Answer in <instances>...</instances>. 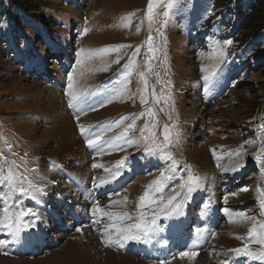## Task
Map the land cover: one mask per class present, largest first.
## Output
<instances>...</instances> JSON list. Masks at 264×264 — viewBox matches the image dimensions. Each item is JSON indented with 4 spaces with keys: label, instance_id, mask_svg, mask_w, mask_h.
<instances>
[{
    "label": "rangeland",
    "instance_id": "rangeland-1",
    "mask_svg": "<svg viewBox=\"0 0 264 264\" xmlns=\"http://www.w3.org/2000/svg\"><path fill=\"white\" fill-rule=\"evenodd\" d=\"M33 2L35 8L28 11L11 8L6 0H0V174L6 176L11 169L18 184L27 188L31 181L46 191L47 194L40 196L43 205L39 200L41 192L35 193V199L29 197L22 202V206L31 205L37 211V218L48 215V208L60 210V204L55 202L58 189L67 191L61 193L67 199L73 198L71 207L81 210L84 216L81 227L61 232L59 238L53 237V244L47 242L38 251L23 256L20 253L22 258L8 253L14 249L7 246L1 232L0 264H9L8 259L18 257L22 264H121L122 257L130 260L128 264L147 261L152 264L259 263L251 257L246 262L245 258L228 259V255L233 256L234 249L246 244L252 252L264 250L248 236L253 223L264 222V155L257 158L264 148L261 127L264 125V32L235 48L233 38L241 31L242 23L236 11L232 14L230 10H217L215 0H153L151 14L147 8L149 0ZM124 23L128 26H123ZM85 29H88L86 33ZM118 45L125 47L117 48ZM221 50L222 56L218 55ZM61 73L63 80L66 77L67 91L63 81V85H57ZM205 76L209 77L207 81ZM107 87L114 89L107 93ZM53 88H61L66 110L76 108L83 98L99 99L98 102L102 99L100 104H89V108L81 111L86 115L81 119L86 121L84 124L110 122L109 132L98 124L102 131L98 130L95 135L119 139L122 143L112 148L109 142L104 149L97 146L90 151L81 141L79 148L69 143L57 148L61 134L42 138L43 129L55 122V119L45 122L46 118L41 116L47 113L44 101ZM69 91L80 96L72 107L68 103ZM106 98L110 101H105ZM190 108L192 113L187 112ZM69 115L74 123L80 122V117L75 119L80 114ZM21 120L34 124L33 137L22 135ZM165 125L169 129L167 143L164 142ZM84 127L86 132L90 129ZM79 131L77 127L76 132ZM129 139L133 140L131 145L126 142ZM153 139L156 145H162L160 152L147 155L145 144H151ZM65 149L70 151L67 155ZM106 150H110L107 154L112 153L111 157H102ZM125 157L119 169L121 174L113 179L116 161ZM50 161L69 169L74 181L80 178V186L66 188L65 179L58 174L55 177V170L47 165ZM172 167L173 172L166 171ZM127 171L129 174L125 176ZM162 171L172 179L165 182L163 193L154 195L157 198L162 195L166 203L169 197L181 193L173 201V206L181 203L175 213L185 218L180 230L188 240L195 233L202 241L189 247L187 240L175 251L168 247V254L153 261L144 253L131 251V240L116 236L115 229L108 227L114 221L103 213H129L131 220L115 222L126 227L136 223L139 212L143 211L149 222L155 216L157 231L168 234L167 219L174 215L171 206L160 211L163 203L158 200L138 208V198ZM189 171L201 180L199 187L185 199L187 189H181L180 184L187 180ZM102 179L110 182L101 185ZM4 184L2 196L11 191V186ZM94 189L99 191L95 199ZM198 191L201 193L196 196ZM206 195L218 205L216 220L220 222L211 229L200 221L195 203L184 206L193 196L199 205ZM125 196L126 202L112 203L123 201ZM23 197L28 196L17 191L10 203ZM32 200L40 202L39 205H33ZM2 203L0 209L4 207ZM97 205L102 212L94 213ZM227 213L230 218L223 219ZM196 214L198 223L194 222ZM24 219L28 221L30 216ZM39 221L36 220L35 226L41 228V233L44 229L47 234L53 233L55 223L42 227ZM134 233L140 236L138 229L123 235L134 236ZM29 234L32 233L27 238ZM109 235L113 240L120 239V243L106 246L102 241ZM171 245L173 248L174 244ZM181 252L196 255L182 258Z\"/></svg>",
    "mask_w": 264,
    "mask_h": 264
},
{
    "label": "snow or ice",
    "instance_id": "snow-or-ice-1",
    "mask_svg": "<svg viewBox=\"0 0 264 264\" xmlns=\"http://www.w3.org/2000/svg\"><path fill=\"white\" fill-rule=\"evenodd\" d=\"M154 4H153V0H149L148 3V13L151 14L152 10H153ZM132 15V14H129ZM165 16L168 15V13L164 14ZM122 19H127V18H122ZM130 23V21H129ZM123 26L127 27L128 23H124ZM85 33L88 31V29L84 30ZM151 39V38H149ZM227 43H231L230 41H228ZM117 48L119 47H125L124 45H118L116 46ZM83 50H81L82 52ZM104 52L108 51V49H104L102 50ZM139 51V49L137 48V52ZM80 55V53L78 52V56ZM218 55L222 56L223 52L222 50L218 52ZM118 62V61H117ZM79 63V61H78ZM202 71H204V69H202ZM213 75L215 73H212ZM141 77L143 78L144 74L141 73L140 74ZM205 81H207L209 79L208 76L204 77ZM68 80H69V89L71 90L73 85L71 83V81L73 80L72 75L70 74L68 76ZM147 87V82L145 81V90ZM68 95L71 97L68 101L69 106L72 107L74 105V103L76 101H78L80 99V96L77 95L75 92L69 91ZM142 102H146V100L142 99ZM141 115H143V113H141ZM171 118V117H169ZM122 119H127V117H123ZM119 122H117V126H118ZM80 127V131L82 134H84L86 132V129L83 125H79ZM129 127H134V125H129ZM147 127V125L145 126ZM262 128H264V125H261ZM142 135H143V131H142ZM148 137H145V140H147ZM101 140V137L99 135H97L95 138L93 139H88L87 140V144L89 147H93L94 145H96L97 143H99ZM169 141V129L168 126L165 125L164 126V142L167 143ZM129 144H132L133 141L132 140H127L126 141ZM161 146L160 145H156L155 141L153 139L151 144H145V152L147 155H156L157 151L160 150ZM236 155H239V153H236ZM260 155H264V148L261 149L260 154H258V159L260 157ZM169 159H171V156L168 157ZM127 158H123L121 160L116 161V171L114 173H112V178L115 179L116 177H118L121 173L119 171V169L121 167H123L125 160ZM173 165H175V161L173 160ZM93 167H99V165H93ZM262 167H264V165H262ZM167 172H173L174 171V167L169 168L166 170ZM0 173H2V169H0ZM172 179L171 175H166L165 172H161L160 176L151 181L145 188L144 193L138 198L140 201V204L138 205V208H143L146 205H151L154 203H157L158 200L159 202L163 203V196H159L158 198L154 195V194H158V193H163L165 187H166V181H169ZM200 180L201 178L197 175H194L191 171H189L188 176H187V180L184 181L183 183L180 184L181 189H184L186 187L187 191L184 194L185 199L187 198V194L192 193L193 191H195L200 184ZM7 182L10 186H11V191L5 195V196H0V201H3L4 207L2 209H0V230L6 229L8 231V233L13 237L16 238L19 236V233L27 227H31L34 225L35 221L34 220H28L25 221V217H35L36 213L33 212L31 209H27V210H15L16 209V205L14 203H10V201L13 200V196L16 194V192L18 191L20 195L22 196H29L32 199H35V193L36 192H43L42 188H39L38 186H35L31 183V181H28V187H24L23 184H18L17 183V178L15 177L14 173L11 171V169H9L8 174L2 175L0 174V184ZM109 180H104L102 179L100 181V184H107L109 183ZM246 191V189H243ZM181 193H177L174 196L169 197L168 201L166 203H163V208L160 209V211H163V209L169 208L170 206L172 207L173 211H177L178 209L181 208V203H176L173 206V201H175L177 199V196H180ZM127 201V197H124L123 201H112L113 204H117V203H122V202H126ZM205 208H207V205H205ZM103 210L99 207V205H97V207L94 209V213L95 212H102ZM225 212H228V209H225ZM104 215L108 216L110 220L114 221L112 224L108 225L109 228H114L115 229V235L120 237V239H136L138 241H141V237H143L142 242L144 243H149L150 240V236L155 233L157 231V226H156V218L155 216L153 217V219L151 220V222H149L146 218H145V213L143 211L139 212L138 216H137V222L127 225L125 226H121L117 223H115L116 221H124L126 219L131 220L132 216L125 212L123 214H117V213H110V212H104ZM240 216H244V214H239ZM245 219H248V217L244 216ZM131 229H138L140 230V236H128V235H123L124 233L130 231ZM259 229V230H258ZM77 231H81V229H77ZM197 235H200V229L196 230ZM248 236L250 238H252L254 240L255 243L259 244L262 246V248H264V222H255L253 223L252 227L248 230ZM120 239H116L113 240L112 236L109 235L107 237V239L103 240L102 242L107 246L111 243H120ZM237 255H244V256H248L251 257L253 259H257V260H261L264 261V250H261L259 252H252L249 250L247 244L242 247V248H238V249H234L233 250ZM196 255L195 252H181L180 256L183 258L185 256H188L189 258L194 257ZM161 264H165V262H161Z\"/></svg>",
    "mask_w": 264,
    "mask_h": 264
},
{
    "label": "bare ground",
    "instance_id": "bare-ground-1",
    "mask_svg": "<svg viewBox=\"0 0 264 264\" xmlns=\"http://www.w3.org/2000/svg\"><path fill=\"white\" fill-rule=\"evenodd\" d=\"M65 79H66V77L63 80L62 73L59 74L58 80H57V82H58L57 84L63 85L62 84V81H63L64 82V85H65V90L67 91L68 86H67V83H66V80ZM108 90L109 89H107L105 92L108 93L109 92ZM61 93H62L61 92V89H57V88L56 89L53 88L51 90L49 89V94L47 96V99H46V101H44L45 102V108L42 107V108H44V111H47V113H45L43 115L41 113V116H44L43 118H46L44 120L45 122H46V120H54V119H55V122L52 121L53 122L52 123V126H50L49 128L43 129V133H41V136H42V138L45 139V138L53 137L55 134H61L62 138L61 139H58V140H60V143L57 144V148L59 146H61L62 143H64V144H68L69 143L71 145H75V147L77 145L78 148H79V141H81V143L84 142V139H85L86 134H83L82 136H80L79 133L76 132V129H77V127H79V125H82V124H84L86 122V121H83L81 119V118H84L86 116L85 114H82L81 113V111L82 112L85 111L83 108H84V106H85L86 103L83 104L84 102H82V103L79 102L75 106L76 108L74 110V114H76V115L80 114V116H77L75 119H77V118L80 117V122L74 123L72 121L73 118H71V116L69 115V114H71L70 111L68 109L66 110L64 108L65 100H64V98H63V96H62ZM98 101H99V99H97L96 101L95 100L93 101V98H89L87 102H91L90 104H95L96 102H97V104L98 103L100 104V102H103L102 99H101L100 102H98ZM105 101H110V100L108 98H106ZM107 104H108V102H107ZM107 104H105V105H107ZM190 106H191V104H190ZM89 107L90 106H87L86 108H89ZM187 112L188 113H192L193 112V109L190 108L189 110H187ZM90 117H92V116H90ZM195 119L196 118L193 119V122H195ZM20 122L22 123L21 124V126H22V135L27 136L29 138L30 137H33L34 136V130H33L34 129L33 128L34 127V124L31 123V122H28V120L26 122H24V120H21ZM49 123L47 125H51ZM90 123L91 124H94L92 122H87V124H84L83 126H87ZM97 126L101 130L100 126L99 125H97ZM106 129H107V127L104 126L103 131L106 130ZM94 130L95 131L97 130L96 127L94 128ZM67 131L70 132V135H67ZM83 145H84V143H83ZM66 148H67V146H66ZM104 148L105 147H103V149ZM69 152L70 151H66V149L64 151V153H66V155ZM109 152H110V150L109 151L106 150V152H105L106 155L105 156H102V157H104V158L111 157L112 156V153L107 154ZM80 153H81V151L78 152V154H80ZM102 157H101V159H102ZM68 185H69L68 183H65L66 188H68L67 187ZM64 193L66 194V192H64ZM45 194H47V193H45ZM39 200L41 201V203L44 202L40 198H39ZM47 212H48V215L42 214L43 216H41L42 219H40V221L41 220L45 221V222H40L41 225H44V224L48 225V224H50L51 222H53V219H54L53 217L56 216V214L57 215L62 214V212H59V214H58L57 212H55L54 210H51V209H48ZM226 216L228 217V219L230 218V215L229 214H226ZM173 230H175V229H173ZM34 233L35 234H33V233L32 234H29V237L27 238L28 243H30V242L32 243L33 241L37 240V238H40L41 239V238H43L46 235L45 233L44 234H41L38 231H35ZM20 234L21 233H19V235ZM171 234H173V232ZM61 235L62 234H59V233H52L51 236H50V238H52L53 236L56 237V238H59ZM163 242H164L163 240H158L157 243H152L150 246H147V251L152 252V253H156L158 251V249L161 248V246H162L161 243H163ZM31 243L29 245L25 246L23 243H21V235H20V236L17 237L16 240H11V241H9V243H7V246H11V247L13 246V249H14L13 252L7 249L8 250V253L10 252L12 255L17 256V255H19L21 253V251L22 252L23 251L25 252L26 250H32L33 249V245ZM156 257H157V254L155 255V258ZM17 259H8L9 260L8 262H9V264H22V262L19 261V260H17ZM129 261L130 260H128L127 257H122V260H121L120 263L121 264H128ZM145 264H152V263L149 262V261H147V262H145Z\"/></svg>",
    "mask_w": 264,
    "mask_h": 264
},
{
    "label": "trees",
    "instance_id": "trees-1",
    "mask_svg": "<svg viewBox=\"0 0 264 264\" xmlns=\"http://www.w3.org/2000/svg\"><path fill=\"white\" fill-rule=\"evenodd\" d=\"M6 2L11 8L15 6L17 9L28 11L35 8L33 0H6ZM215 7L219 11L230 10L232 14L236 11V16L242 23L241 31L233 38L235 48L246 45L253 39L252 36L264 32V0H215ZM262 50L264 51V47Z\"/></svg>",
    "mask_w": 264,
    "mask_h": 264
},
{
    "label": "crops",
    "instance_id": "crops-1",
    "mask_svg": "<svg viewBox=\"0 0 264 264\" xmlns=\"http://www.w3.org/2000/svg\"><path fill=\"white\" fill-rule=\"evenodd\" d=\"M55 173V177H58L56 174H57V171L56 172H54Z\"/></svg>",
    "mask_w": 264,
    "mask_h": 264
}]
</instances>
